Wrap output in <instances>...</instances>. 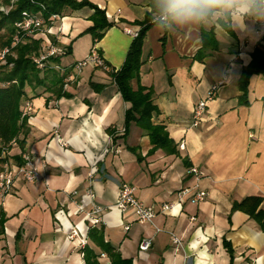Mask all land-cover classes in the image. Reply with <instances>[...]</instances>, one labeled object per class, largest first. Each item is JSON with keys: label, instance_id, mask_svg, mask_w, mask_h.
Returning a JSON list of instances; mask_svg holds the SVG:
<instances>
[{"label": "crops", "instance_id": "1", "mask_svg": "<svg viewBox=\"0 0 264 264\" xmlns=\"http://www.w3.org/2000/svg\"><path fill=\"white\" fill-rule=\"evenodd\" d=\"M89 1L114 22L102 39L87 33L93 25L88 7L66 9L33 36L46 49L65 50L59 64L73 79L64 81L70 96L60 98L46 86L26 87L22 108L30 102L32 111L27 133L21 135L24 146H13L8 159L15 165L14 157L30 153L39 177L34 183L17 177L11 192L0 197V212L7 217L0 223V264H85L86 245H79L81 238L89 242L91 222L85 212L94 203L114 205L124 182L135 184L138 199L156 210L177 203L172 212L159 214L154 225L132 221L117 209L104 213L106 240L133 264H264V231L247 213L233 210L235 202L249 196L262 197L264 210V76L253 74L247 103L240 99L241 74L256 47L264 48L262 0H252L242 17L221 9L211 19L158 21L147 31L140 81L153 89L159 109L154 121L166 126L179 155L162 149L151 152L147 133L134 122L126 127L130 104L111 76L123 66L136 38L127 29H141L138 22L152 12L150 1ZM213 26L218 48L199 59L202 30ZM93 49L107 69L90 64L80 72L71 70L70 65ZM133 85L137 87L136 81ZM214 85L217 89L201 123L192 126L195 105ZM192 167L204 174L199 184L207 197L199 203L192 198ZM185 188L191 193L180 200ZM79 206L82 212H77ZM127 224L130 228L125 230ZM74 228L78 238L70 237ZM172 233L180 245L173 242ZM144 239H152V246L140 251ZM224 240L234 249L233 259ZM100 260L111 264L106 253Z\"/></svg>", "mask_w": 264, "mask_h": 264}, {"label": "trees", "instance_id": "2", "mask_svg": "<svg viewBox=\"0 0 264 264\" xmlns=\"http://www.w3.org/2000/svg\"><path fill=\"white\" fill-rule=\"evenodd\" d=\"M149 1L152 12L146 20L138 22L141 24L139 35L134 38L123 66L111 72V76L123 99L130 104L125 116L126 127L134 122L144 130L153 146L151 152L162 149L168 155H179L178 146L171 138L166 126L154 121V116L159 112V109L154 103L153 89L142 85L140 81L146 33L153 23L160 21L156 20V16H161L159 0ZM5 4L10 8L7 12L0 10V51L9 49V52L3 59L6 63H0V173L4 169L5 163H10L8 153L11 148L24 146V139H21V135L27 133L28 118L27 115H24L22 104L27 96L26 87L46 86L47 90H50L57 98L70 96L64 90V81L67 78L64 73L65 68L59 64L65 50L62 49L63 53L61 54L48 56L41 61V64H38L35 59L47 54L49 48H44L43 41L35 39L34 35L20 33L17 23L22 21L25 15H34L44 21V27L50 25L52 18L61 16L66 9L78 10L88 7L93 10L90 16L93 25L87 30V33L91 34L94 40L102 39L105 32L114 25V22L108 19L106 11L89 0H15L13 3L11 0H7ZM219 10L221 9L209 13L201 19H211ZM219 23L228 32L234 34L226 21L219 20ZM17 34L20 39L15 43L14 37ZM202 41L199 59H203L210 51L218 48L214 26L209 30H202ZM1 62L3 61L1 60ZM76 63L70 65L71 70ZM253 74L264 76V48L261 46L256 47L252 53L251 63L243 70L240 77V89L243 92L240 99L243 103H247L249 81ZM133 81H136L137 87H134ZM13 141L16 144H13ZM131 150L136 153L135 148H131ZM137 155L140 159V155ZM14 158L16 165H23L22 157ZM262 202L263 198L260 196H249L241 202H235L233 210L247 213L258 222L264 231ZM6 220V215L0 212V223H4ZM88 237L89 242L83 248L85 264H103L100 260L102 253L108 255L111 264H133L132 258L123 257L117 247L106 240L103 224L91 225ZM224 246L233 259L234 249L231 243L224 240Z\"/></svg>", "mask_w": 264, "mask_h": 264}, {"label": "built area", "instance_id": "3", "mask_svg": "<svg viewBox=\"0 0 264 264\" xmlns=\"http://www.w3.org/2000/svg\"><path fill=\"white\" fill-rule=\"evenodd\" d=\"M262 7L264 11V0H262ZM156 20L161 21V16H156ZM44 21L37 16L34 15H25L23 20L17 23V27L20 33H26L28 35L37 33L43 29ZM127 32L132 34L134 37L139 35L140 30L132 31L127 29ZM19 34L14 37L15 43L19 41ZM9 52V49L4 50L0 53V60H3L6 53ZM63 50L57 47H49L47 54L41 56L38 59H35L38 64H41V61L46 59L48 56L61 54ZM94 65L97 67H101L103 69H107L108 66L106 65L104 59L100 55V53L93 49L91 53L87 56V58L78 61L74 66L73 70L80 72L84 67L88 65ZM73 76H69L67 78V82L72 81ZM217 89V85H214L208 95V97L204 100H201L197 105L194 107L193 117H192V126H198L204 114L206 113L208 101L212 99L215 90ZM32 111V105L30 102H26V107L24 109V115H28ZM13 144H16L13 141ZM183 147V145H182ZM23 165H14L10 163H5L3 171L0 173V197L5 196L6 194L10 193L14 184V181L17 177H21L27 183H34L35 180L39 177V166L36 163L34 157L28 153L24 152L22 154ZM191 175L195 178L196 184L194 185V193L192 198L196 202H202L207 197V192L200 187L199 181L203 177V172L197 168L192 167L190 169ZM137 186L130 182H124L120 185L118 199L114 205L109 207H102L96 203L93 204V207L90 211L85 212V216L91 222V225L96 226L103 224V215L108 209H117L123 215L132 218V221L138 222L140 224H153L155 223V219L159 214H166L172 212L177 205L175 202L166 203L164 204L161 209L156 210L152 207L145 205L141 202L138 197L136 196ZM88 193L91 197H94V193L91 189L88 190ZM191 193L189 188H185L180 190L179 192V199L183 200L188 194ZM83 209L79 206V210L77 212H82ZM194 220L195 217H192ZM130 225L125 226V230H128ZM156 231L160 232L161 229L156 227ZM172 240L177 245L181 244L180 239L172 233ZM71 238H78L79 237V230L78 228H74L70 234ZM87 243L86 239L81 238L79 241V245L84 247ZM152 246V239H144L139 244L140 251H147Z\"/></svg>", "mask_w": 264, "mask_h": 264}, {"label": "clouds", "instance_id": "4", "mask_svg": "<svg viewBox=\"0 0 264 264\" xmlns=\"http://www.w3.org/2000/svg\"><path fill=\"white\" fill-rule=\"evenodd\" d=\"M161 21L177 24L198 20L217 9L233 10L235 16L249 13L252 0H159ZM155 22V19H153ZM157 24V27H160Z\"/></svg>", "mask_w": 264, "mask_h": 264}, {"label": "rangeland", "instance_id": "5", "mask_svg": "<svg viewBox=\"0 0 264 264\" xmlns=\"http://www.w3.org/2000/svg\"><path fill=\"white\" fill-rule=\"evenodd\" d=\"M6 1L7 0H0V10H2V11H5V12H7V11H9V8H10V6H8V5H6L5 3H6ZM15 0H11V3H13ZM38 33V32H37ZM37 33H34V34H32V35H36ZM6 50V49H5ZM4 51V50H3ZM3 51H0V53H2ZM3 62H1V60H0V63L1 64H5L6 63V61H4V60H2Z\"/></svg>", "mask_w": 264, "mask_h": 264}]
</instances>
